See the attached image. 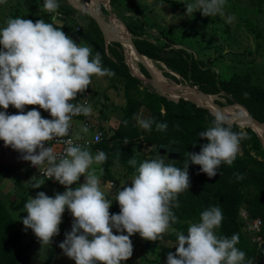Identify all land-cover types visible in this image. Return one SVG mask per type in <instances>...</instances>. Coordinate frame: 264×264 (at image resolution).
<instances>
[{
	"label": "clouds",
	"instance_id": "obj_1",
	"mask_svg": "<svg viewBox=\"0 0 264 264\" xmlns=\"http://www.w3.org/2000/svg\"><path fill=\"white\" fill-rule=\"evenodd\" d=\"M3 2L0 0V4ZM181 2L185 14L199 11L202 16H223L226 0ZM57 8L58 0H43L44 11L52 13ZM93 75L111 77L114 73L101 66L98 51L93 54L89 46L74 42L60 25L10 17L0 27V141L32 165L46 163L43 175L65 187L51 197L43 191L29 197L23 204L26 215L20 218L21 223L41 244H49L58 234L61 215L67 209L73 219L57 245L63 254L75 264H122L132 255L131 235L137 233L155 241L170 230V221L175 223L177 218L171 209L177 206V194L189 187V162L199 165L198 171L211 178L217 175L221 163L232 164L247 133L242 129L232 131L221 112L212 113L210 125L197 132L206 142L200 144L198 152L188 153L182 168L165 164L162 159L141 161L130 185L125 183L116 193L119 212L110 214L111 203L100 190L97 176L87 171L92 163L104 162L106 154L98 150L92 155L71 139L63 140L65 147L59 157L45 146L46 141L68 136L73 116L89 115L90 106L73 100L87 89ZM9 105L19 111L6 113ZM25 105H38L51 118H43L36 108L25 111ZM136 124L145 131L152 130L153 125L157 131L167 129L166 122L139 115ZM87 130L86 125L81 127L82 132ZM128 164L135 166V159H129ZM81 174L84 182L70 187ZM40 185L33 182L31 188ZM222 219L218 205L201 211L199 220L188 225L186 235L176 232L175 252L166 254L164 264H253L235 246L238 234H215Z\"/></svg>",
	"mask_w": 264,
	"mask_h": 264
},
{
	"label": "trees",
	"instance_id": "obj_2",
	"mask_svg": "<svg viewBox=\"0 0 264 264\" xmlns=\"http://www.w3.org/2000/svg\"><path fill=\"white\" fill-rule=\"evenodd\" d=\"M120 1L110 0V3L117 7ZM124 1L133 7L132 11L136 15L141 14L135 0ZM28 3L25 1L23 6L25 7ZM37 5L43 7V0H37L36 7ZM172 6H175V3ZM31 11L21 14L20 17L33 22L43 19L56 26L57 23L53 18L56 13L57 17H66V22L61 26V30L67 36L75 33L70 18L74 10L68 4L64 5L58 2V8L52 13L43 10L41 14H33ZM143 19H148L147 15H143ZM90 21L91 24L75 34L90 47L93 54L97 51L100 53L101 66L110 69L114 73L112 78L122 83L124 89L125 105L122 108V117L118 126L110 130L109 136L103 135L102 141L93 147L96 152L99 150L106 154V160L101 164L108 179H113L111 170L113 163L128 167L132 172L133 168L128 166V160L135 157L136 149L142 148L143 144L152 147L153 145L178 147L180 149L178 160L168 159L167 156L165 157L159 152L151 159H162L165 164L182 168L188 159V153L198 152L200 144L206 142L197 136V132L210 125L212 114L208 109L193 102L184 99L172 101L160 95L150 85L145 86L139 77L133 75L126 64L122 45L112 42L106 46L100 28L93 19ZM126 26L134 37L133 42L137 49L146 58L163 64L181 77L182 81H189L193 87L197 86L205 94L222 95L228 104L243 106L253 118L264 123V87L253 83L250 74H237L229 79H220L212 68L200 62L193 53L184 48H174V40L167 36L164 29L161 28V32L166 36L167 42L164 45H159L140 38L143 35V30L138 21L126 22ZM157 66L159 65L157 64ZM140 71L146 78H151L145 68ZM95 77L96 75L91 77L87 89L83 93H78L73 102L80 101ZM174 79L177 82L180 81L177 78ZM216 103L222 106L221 102L217 101ZM32 108L45 112L44 115H49L38 105L24 106L25 111ZM141 108L148 110L149 116L155 121L166 122L167 129L163 132L157 131L153 125L152 130L140 131L135 120ZM86 117L81 114L77 115L76 119L84 121ZM124 121H127L126 125L123 123ZM230 126L232 131L242 129L247 133V138L240 141L238 147L240 151L237 152L231 165L221 163L217 175L211 178L198 171L199 165L189 162L187 169L189 187L176 196L177 206L171 210L177 219L175 223L170 221V229L174 230V233L165 235L164 239L176 241V232L185 234L188 225L199 220L201 211L209 206L218 205L222 211L223 219L219 228L214 230L215 234L224 237H230L233 233L238 234L239 242L235 246L244 251L245 260L251 258L253 264H264V244L259 246L251 240L246 230V224L240 215L242 207H245L250 218L260 219L264 224V143L259 134L251 127L241 128L235 124ZM125 140L128 142L124 143ZM236 174H239V179ZM110 203L109 213H118L119 206L115 198ZM260 234L264 236V225ZM159 240L160 236L155 241H148L146 247L155 252ZM160 249L159 254L164 257L168 252H173L165 246H161ZM25 250L26 247L21 241L20 229L6 210L5 205L0 203V264H20Z\"/></svg>",
	"mask_w": 264,
	"mask_h": 264
},
{
	"label": "rangeland",
	"instance_id": "obj_3",
	"mask_svg": "<svg viewBox=\"0 0 264 264\" xmlns=\"http://www.w3.org/2000/svg\"><path fill=\"white\" fill-rule=\"evenodd\" d=\"M25 1L29 3L24 7ZM74 1L85 6L91 5V0ZM92 1L94 5L90 7L96 11L110 27H113L114 22H116L120 26L126 28L132 41L134 37L129 33L126 22L133 23L138 21V24L143 30V35L140 38L147 39L159 45H164L167 42L166 36L161 32L162 28L167 36L174 40V48H184L188 52L193 53L200 62L212 68L213 71L219 75L218 77L220 79H229L237 74L248 73L251 75L253 83L264 87V0H226L223 16H202L199 11H195L192 14H185V6L181 0H135L141 12L139 16L132 11L133 7H130L128 2L124 0H121L117 7H114V5L112 6L110 0ZM58 2L71 6L74 12L70 18L73 20V23L79 24V30L91 24L90 19L93 18L88 13L70 5L67 0H58ZM173 3H175V6H172ZM36 4L37 0H4V2L0 4V27L4 26L8 18L20 17L21 14L28 13L30 10H32L31 12H33V14L43 13V7H39V5L36 7ZM111 14H113V16H111ZM143 15H147L149 20L143 19ZM229 16L231 20L227 19ZM60 18L61 16L57 17L56 14L54 15V20L57 19V21H55L56 23ZM79 30L77 29V31ZM110 43L105 42L106 46ZM122 48L129 69L135 76L140 77L134 71L133 66L129 64L130 59L128 58L126 47L122 45ZM148 60L152 62V66L155 65L154 68L157 70V73L163 77L164 82L175 90L173 92H168L165 89L166 92H168L167 94L179 96L183 93L179 88H188L190 90V88L193 87L189 81H182L181 77L167 69L163 64L158 63L159 67L156 63L153 65L154 61ZM134 65L140 70L145 68L143 64L137 61H134ZM174 78L180 81L177 82ZM149 80L151 81V78L144 77L142 81L145 86L150 85L156 90ZM194 87L198 89L197 86ZM123 90V84L118 82L115 78L113 79L112 76H96L90 84L89 89L80 99L81 103L85 101L87 105L91 107V112L84 120H87L91 128H87V132H82L81 127L84 126V121L79 119L72 120L70 121L71 129L68 135L75 138H92L96 131H101L103 135L109 136L110 130L118 126L122 117V108L125 105ZM210 97L214 102H221L222 107L226 108L227 111H229L228 108L235 107L229 111L233 119L242 117L240 108L237 107V104H228L222 95H210ZM9 108L13 112L19 111L11 105H9ZM230 113H228L229 116ZM44 114L45 112L43 115ZM137 115L142 118L150 117L148 110L145 108H141ZM46 116L47 115H44L42 117L45 118ZM240 127L245 128L248 126L243 124ZM138 128L140 131H143L139 126ZM2 147L3 146L0 145V157L5 160L6 163H9L10 157L2 152ZM8 150L14 155L15 153L20 154L10 146ZM88 150L92 155L96 154L93 148H88ZM4 151L6 152L5 149ZM238 151H240L239 148ZM157 152V149L154 147L143 144L142 148L136 149V155L133 158L136 161V165L133 166L128 164L129 167L133 168V171L130 172L128 167L113 163L111 165L113 179L111 180L108 179L106 171L101 163H92L87 171H91L97 176L100 190L104 193L105 198L111 201L115 198L117 191L122 188L125 183L130 185L135 167H137L141 161L157 156ZM164 156L166 157V155ZM4 164L5 163L0 159V165L5 166ZM5 180L6 181L0 182V189L2 191H6V184L8 185V183L11 182L9 178ZM83 182L84 175L81 174L78 180L70 187H76ZM38 183H41L40 187H44L45 185L47 190L50 191V197L55 193H61L65 190V187L63 188L59 185L57 186L49 182L40 181V179ZM40 187L37 188V190L40 189ZM13 190L14 188L12 187L11 191ZM37 190L30 192L29 197H34ZM247 214L246 208L242 207L240 215L244 217L247 216ZM72 219L70 213L65 209L61 215V223L58 225L59 232L50 239L49 244H41L32 233L31 229H25L22 224V229H24L26 233V236L23 235L21 238L22 244L26 247L23 253V264H49L53 261L59 264H75V262L65 256L62 250L57 246L58 243L64 239V233L70 230ZM172 233H174V230L170 229L160 235V240L157 243L158 248L155 252H152L146 247L148 246L149 240L143 239L137 233H134L129 237L132 242V255L127 260L123 261L122 264H164L166 257L159 254L161 252L160 248L161 246H165L175 252L176 241L164 239L165 235ZM113 234H115L114 230ZM186 234L187 233H185V235ZM248 235L252 241L257 243L258 237L249 232Z\"/></svg>",
	"mask_w": 264,
	"mask_h": 264
},
{
	"label": "water",
	"instance_id": "obj_4",
	"mask_svg": "<svg viewBox=\"0 0 264 264\" xmlns=\"http://www.w3.org/2000/svg\"><path fill=\"white\" fill-rule=\"evenodd\" d=\"M67 1H68V3L70 5H73L77 9H80L81 11H83L85 13H88L97 22V24H98V26H99V28H100L103 36H104V39H105L106 43L115 42V43H119V44H122V45L126 44V45H130L131 46L134 54L136 55V58L139 60L140 63H142L144 65L146 70L149 72L150 77H151V81L149 80V82L153 84V86L156 88V91L160 95H162V96H164L167 99L172 100V101H179L180 99H184V100L193 102V103L197 104L198 106H200L202 108L208 109L211 114L215 113L216 111H219L226 117V119H227V121H228V123L230 125L235 124V125L241 126L240 123H242L244 121L252 122V124L255 127V128H252L254 131H256L258 134H259V131L260 132H264V123H262V122L256 120L255 118H253L243 106L238 105V106H241L242 108H244V110L246 111V115L244 117H241V118L232 119L228 115V113L226 111V108H224L221 105H219L216 102H214L210 98V95L201 92L196 87L190 88V90L195 92L196 95L181 94L179 96H173L171 94L170 95L167 94L168 92H166L163 84L156 78V76L153 74L149 64H147L146 57L139 52V50L137 49L136 45L134 44V42L131 39L122 38V37L118 36V33L116 32V30H114L112 27H110V25L108 23H106L104 21V19H102V17L96 11H94L90 6H85V5L79 4V3L75 2L74 0H67ZM111 16H113V14H111ZM63 21H64V16H61V18L57 22V25L62 26L63 25ZM68 37H70L74 42H76L78 44H83V45L88 46L87 44H85L74 33L70 34ZM139 79L144 80V78H142V77H139ZM191 98L209 100L210 106L203 105V104H200V103H196ZM259 136L261 137L260 134H259ZM153 147L155 149H157V151L160 154L166 155L168 159L178 160L180 158V152H179L180 149L178 147L167 146V145H153Z\"/></svg>",
	"mask_w": 264,
	"mask_h": 264
},
{
	"label": "crops",
	"instance_id": "obj_5",
	"mask_svg": "<svg viewBox=\"0 0 264 264\" xmlns=\"http://www.w3.org/2000/svg\"><path fill=\"white\" fill-rule=\"evenodd\" d=\"M55 14L56 13H54V15ZM53 18H54V16H53ZM55 21H57V19H55ZM71 21H72V24L74 27V32L76 33L77 29L79 30V24H77L75 22L73 23L72 19H71ZM65 22H66V17L64 16L63 24ZM39 112H40L41 116H43V111H39ZM2 152L7 154L10 158H9V163H6V161L0 157V159L3 161V163H5L4 164L5 166L0 165V182L6 181L5 179H7V178H9L11 180V182L8 183V185L6 184V191L9 189L7 192L2 191L0 189V203L5 205L6 210L8 211V213L10 214L12 219L14 220L16 226L20 229V234H21V238H22L23 235L26 236L24 229H22V223H21V219H20L22 217V215L23 216L26 215V213L24 212V209H23V203L27 199H29L30 192H32L33 190L34 191L37 190V188L32 189L31 184L33 182L38 183L39 179H40V181L41 180L44 182H47V181L38 177L36 172L30 170L28 168V164H27L28 161H24V160L20 159V154L15 153V155H14L9 150H7L5 152L3 148H2ZM18 160H20V161H18ZM13 165H17V166H13ZM12 187L14 188L15 192H14V190L11 191ZM41 189L47 190V188L44 185V187L43 186L40 187V189H38L37 192ZM48 192H50V191H48ZM49 196H50V193H49ZM23 262H24V259L22 256L20 264H23ZM53 262H55V261H53ZM56 264H59V263H56Z\"/></svg>",
	"mask_w": 264,
	"mask_h": 264
},
{
	"label": "built area",
	"instance_id": "obj_6",
	"mask_svg": "<svg viewBox=\"0 0 264 264\" xmlns=\"http://www.w3.org/2000/svg\"><path fill=\"white\" fill-rule=\"evenodd\" d=\"M79 103H81V101H79ZM81 104H87V103L84 101ZM4 111H6V113H9V114L15 113L10 108H7ZM76 116H73L70 121L76 120ZM45 118H51V117L49 115H47ZM70 121H69V130L71 129L70 128ZM83 124L86 125L87 128H91V125L87 122V120L84 121ZM65 139H71L72 143L74 145L78 144L81 147H86L88 149V148H93L95 145H97L98 143H100L102 141L103 133L101 131H96L92 138H87V137L75 138V137H71L70 135H68L66 137H63V138H54L52 140L46 141L45 142V146H49L50 148H52L53 154L56 155L57 157H59L60 155L63 154V148L65 147V145L63 144V140H65ZM0 145H2L3 146L2 148H4L6 151L9 148V146H5L3 144V141H0ZM46 167H47L46 163L35 166V165H32L28 161V168L30 170L36 172L38 177L46 180L49 183H52V184L57 185V186L59 185V186L64 188L63 185H60L57 182H55L54 180L49 179L48 177L43 175V172L46 170ZM39 191H43L46 195L49 196L50 192H48L47 190L41 189ZM241 217H243V216H241ZM243 220H244V222L246 224V230L249 233H252L256 237H258L257 244L259 246L264 244V236L260 234L261 230H262V227L264 225L263 222L260 219H252V218H250L248 216V214H247V216L243 217ZM49 264H56V263L52 262V263H49Z\"/></svg>",
	"mask_w": 264,
	"mask_h": 264
},
{
	"label": "bare ground",
	"instance_id": "obj_7",
	"mask_svg": "<svg viewBox=\"0 0 264 264\" xmlns=\"http://www.w3.org/2000/svg\"><path fill=\"white\" fill-rule=\"evenodd\" d=\"M88 3V2H87ZM105 3V2H104ZM91 5H94L93 4V1L91 0ZM90 5V6H91ZM88 6V5H87ZM92 7V6H91ZM98 8V7H97ZM113 20V19H112ZM113 22V21H112ZM114 30H117L116 32L118 33V36L122 37V38H129V35L126 31V28L120 26L119 24H117L116 22H114V26L112 27ZM124 47H126L127 49V53H128V58L130 59V65L133 66L134 68V71L136 72V74H138L140 77L144 78L142 73L140 72V69L136 68L135 65H134V61H137L139 62V60L136 58V55L134 54L132 48L130 45H126L124 44L123 45ZM127 55V54H126ZM146 62L147 64L150 65V68L153 72V74L158 78V80L160 82H162V84L165 86V89L168 91V92H173L175 91L174 89H172L173 87L167 85L164 80H163V77H161L158 73H157V70L154 68V64L155 62L153 63L154 66L151 65V61H149L147 58H146ZM142 64V63H141ZM158 64V62L156 63ZM155 70V71H154ZM174 85V84H173ZM177 89V88H176ZM181 89V91L183 92L182 94H192V95H196V93H194L192 90H189L188 88H179ZM211 98V97H210ZM194 102L196 103H200V104H203V105H207V106H210V103H209V100H204V99H198V98H191ZM238 108H240V112H241V116L244 117L246 115V111L244 110V108H242L241 106H237ZM235 107H232V108H228V110L230 111L231 109H234ZM237 108V109H238ZM227 111V110H226ZM229 111H227V113H230ZM234 114V113H233ZM237 114V113H236ZM230 117H232L231 113H230ZM233 119V117H232ZM241 125L245 124V126H248V127H251V128H255L254 125L252 124V122H249V121H244L242 123H240ZM259 134L261 135L262 137V140H263V143H264V132H260L259 131Z\"/></svg>",
	"mask_w": 264,
	"mask_h": 264
}]
</instances>
